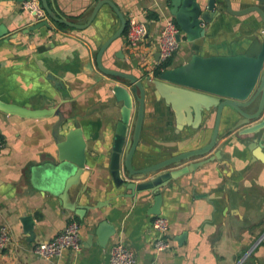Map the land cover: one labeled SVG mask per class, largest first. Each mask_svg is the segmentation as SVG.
Listing matches in <instances>:
<instances>
[{
	"label": "crops",
	"instance_id": "0c3cea01",
	"mask_svg": "<svg viewBox=\"0 0 264 264\" xmlns=\"http://www.w3.org/2000/svg\"><path fill=\"white\" fill-rule=\"evenodd\" d=\"M96 1L49 0V6L67 21L84 24ZM110 1L127 22L136 19L145 24L147 36L131 46L123 35L104 53L103 66L141 80L155 79L153 71L159 64L155 43L166 21L175 23L169 0ZM251 5L264 11V3L231 0L233 10ZM47 21V27L25 32L34 26L29 13L19 3L0 2V25L8 31L0 39V103L27 112L51 111L24 117L0 110V230L6 228L10 235V243L0 252V264H109L108 251L116 243L132 252L135 264H264V163L255 156L257 136L233 131L226 121L227 110L215 149L181 165L201 162L160 189V214L153 215L156 195L149 191L130 195L115 185L109 171L121 109L112 86L125 85L101 74L95 57L118 29L117 17L103 6L84 30ZM213 26L216 35L199 49L205 56L240 52L239 42L249 41L251 31H260L261 23L253 13L223 14ZM119 52L123 60L116 58ZM193 54V46L181 38L171 68L186 64ZM212 113L194 122L195 128L190 126L193 119L185 118L186 125L177 130L171 106L147 87L133 167L204 147L212 135ZM57 114L64 118L56 132L61 142L54 134ZM62 142L69 157L82 158L84 168L77 179L53 194L41 179L59 163ZM219 151L221 159L216 160ZM156 217L169 225L170 249L162 253L155 250L158 235L151 227ZM71 221L79 225V252L65 250L50 260L33 253L35 246L51 241ZM100 222L115 230L102 246L94 236Z\"/></svg>",
	"mask_w": 264,
	"mask_h": 264
},
{
	"label": "water",
	"instance_id": "95a60500",
	"mask_svg": "<svg viewBox=\"0 0 264 264\" xmlns=\"http://www.w3.org/2000/svg\"><path fill=\"white\" fill-rule=\"evenodd\" d=\"M23 3L26 0H0ZM46 12L49 20L74 30L86 29L94 20L103 6H108L119 21L116 32L99 48L95 63L97 70L112 80L120 81L125 86H112L114 99L121 103L120 119L115 127L114 141L109 161V171L117 187H123L130 195L141 192L155 194L153 215H159L161 197L160 189L201 165L191 162L186 166L182 164L196 158L210 154L218 143L219 127L228 110L227 123L231 129H239L240 135L257 136L258 148L255 156L264 163V11L256 5L240 10H233L231 0H169V13L180 30L178 40L184 38L194 48L190 60L181 66L168 68L158 77H146L141 80L133 74L113 71L105 68L102 58L109 46L120 41L127 26V19L110 0H97L86 23L76 24L67 21L49 6V0H37ZM264 3V0H252ZM256 14L260 20V31H251V39L239 42L240 52L233 54L205 56L201 53L204 45L216 35L214 24L223 14L234 17ZM46 21L28 28L31 32L47 27ZM8 33L4 25H0V39ZM158 57V54L156 58ZM116 58L123 60L119 52ZM146 83L153 84L154 96L169 104L174 112L176 128L181 130L186 125V119L191 117L193 122H201L214 112V126L209 142L202 148L182 152L153 165L135 169L133 157L140 142L144 118V105L146 97ZM149 88V87H148ZM151 89V88H149ZM2 112L11 111L21 116L49 115L51 111L27 112L25 110L6 106L0 103ZM133 112V116H132ZM54 113V112H53ZM231 113V114H230ZM58 121L54 126L55 138L60 125L64 122L61 114H57ZM186 116V117H185ZM237 117V119H235ZM195 128V123L190 124ZM256 140V138L254 139ZM61 142V141H60ZM256 144V143H253ZM253 146V145H252ZM67 145L58 144L59 163L52 165V172L42 176L41 181L47 184L48 189L58 193L66 183L69 185L77 179L84 168L82 158L77 155L69 157ZM216 160L221 159V151L214 155ZM181 167V168H179ZM175 168H179L173 170ZM40 170H37L39 172ZM125 174V178H123ZM70 180L68 181L67 179ZM38 178V177H37ZM40 180V179H39ZM67 181V182H66ZM80 215V213H77ZM28 222V220H27ZM115 233L107 222H100L94 232L99 244L102 246L107 237Z\"/></svg>",
	"mask_w": 264,
	"mask_h": 264
},
{
	"label": "built area",
	"instance_id": "2783aa9c",
	"mask_svg": "<svg viewBox=\"0 0 264 264\" xmlns=\"http://www.w3.org/2000/svg\"><path fill=\"white\" fill-rule=\"evenodd\" d=\"M22 10L29 13L33 24L46 21L47 15L37 0H26L21 3ZM179 28L171 20L166 21L164 28L159 32L155 43L159 55V64L173 58L179 48L180 35ZM147 36V27L136 19L128 22L126 31V42L128 45L135 46L141 43ZM3 148V142L0 139V150ZM152 229L158 237L155 242V250L158 253L170 249V240L168 239V222L162 217H156L152 224ZM10 243V235L6 228L0 230V252ZM81 249V240L79 237V225L71 221L64 230L56 235L51 241L38 244L34 247L33 253L41 259L50 260L61 256L63 251L70 250L73 253ZM109 264H135V258L132 252L122 243H116L108 251Z\"/></svg>",
	"mask_w": 264,
	"mask_h": 264
},
{
	"label": "trees",
	"instance_id": "16d2710c",
	"mask_svg": "<svg viewBox=\"0 0 264 264\" xmlns=\"http://www.w3.org/2000/svg\"><path fill=\"white\" fill-rule=\"evenodd\" d=\"M127 24H128V23H127ZM61 27H62V28H65V27L62 26V25H61ZM127 27H128V26H127ZM127 27H126V29H127ZM126 29H125V32H124L123 35H125V33H126ZM171 60H172V58H171V59H168L167 61H165V62H163V63H161V64H158V65L156 66V68H155L154 71H153V75H154L155 78L158 77V75H160L161 72H163V71H165L166 69L172 67V62H171Z\"/></svg>",
	"mask_w": 264,
	"mask_h": 264
},
{
	"label": "flooded vegetation",
	"instance_id": "af4514ba",
	"mask_svg": "<svg viewBox=\"0 0 264 264\" xmlns=\"http://www.w3.org/2000/svg\"><path fill=\"white\" fill-rule=\"evenodd\" d=\"M38 2H39V1H38ZM40 5H41V4H40ZM41 7H42V6H41ZM45 13H46V12H45ZM46 15H47V14H46ZM47 19H49L48 16H47ZM42 22H44V21H42ZM46 22H48V21L46 20ZM39 23H41V22H39ZM39 23H36V24H39ZM127 23H128V22H127ZM36 24H34V25H36ZM127 26H128V24H127ZM127 26H126V27H127ZM126 31H127V29H126ZM124 36H126V33H125ZM153 76H154V75H153Z\"/></svg>",
	"mask_w": 264,
	"mask_h": 264
},
{
	"label": "bare ground",
	"instance_id": "6f19581e",
	"mask_svg": "<svg viewBox=\"0 0 264 264\" xmlns=\"http://www.w3.org/2000/svg\"><path fill=\"white\" fill-rule=\"evenodd\" d=\"M147 87H149V88H153V84L151 83L149 86H147Z\"/></svg>",
	"mask_w": 264,
	"mask_h": 264
},
{
	"label": "rangeland",
	"instance_id": "374dc122",
	"mask_svg": "<svg viewBox=\"0 0 264 264\" xmlns=\"http://www.w3.org/2000/svg\"><path fill=\"white\" fill-rule=\"evenodd\" d=\"M180 32V31H179ZM181 34V33H180ZM181 36V35H180Z\"/></svg>",
	"mask_w": 264,
	"mask_h": 264
}]
</instances>
